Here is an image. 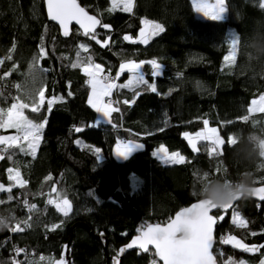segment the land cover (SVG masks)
Instances as JSON below:
<instances>
[{
  "label": "trees",
  "instance_id": "16d2710c",
  "mask_svg": "<svg viewBox=\"0 0 264 264\" xmlns=\"http://www.w3.org/2000/svg\"><path fill=\"white\" fill-rule=\"evenodd\" d=\"M77 1L102 24L110 25L96 29L101 43L77 28L65 37L48 20L43 0H0V108H8L17 96L30 103L28 94L43 87L45 105L41 112L25 109V115L37 123L47 119L34 158L18 149L12 159H8L11 152L0 153L4 155L0 159V184L5 188L13 185L8 169L17 167L27 181L24 188L12 187L11 193L0 191V200L6 201L0 205V212L13 211L17 222L28 220L31 224L24 232L13 233L10 228L0 232V264H18L14 247L24 249L18 254L19 264H44L48 258L57 261L68 241L72 242V264H111L107 258L116 255L142 225L165 223L177 210L199 200L191 192L201 172L230 180L242 173L233 159L229 137L264 131V113L248 112L251 101L264 94V72L247 55L244 45L254 28L264 31L261 0H225L227 13L219 20L196 17L191 0H134L131 13L108 11L110 0ZM144 19L164 25V31L148 44L137 41ZM125 35L137 42L124 40ZM238 36L241 44L236 63L226 67L228 42ZM105 40L106 46L102 43ZM42 43L47 55L41 58ZM81 44L88 50L81 49ZM9 55L11 59H7ZM89 56L103 66L104 75L109 69L116 74L119 64L126 60L156 59L163 63L162 77L154 81L150 66L145 65L144 70L145 78L156 83L159 94L145 85L114 89L120 111L113 112V123H97V112L87 102L88 77L80 67L71 66L78 59L86 62ZM34 58L38 64L30 70ZM127 77V72L122 73L118 85ZM136 92L140 95L135 96ZM53 97L56 99L49 112L47 100ZM134 97V103H123ZM244 116L249 119L244 121ZM204 119L225 141L217 150L219 154L209 156L204 144H198L199 151L194 152L183 136L203 128ZM76 128L81 131L76 132ZM14 131L0 129V135ZM122 138L143 146L117 159L113 149ZM160 145L182 154L185 162L162 163L153 155ZM97 147L101 149L99 159L94 152ZM249 172L253 185L264 184V160L257 161ZM65 198L72 205L67 217L55 203L48 204L49 199L59 203ZM25 200L35 209L30 211ZM234 212L247 221L246 228L233 224ZM214 215L216 264H254L263 257L264 247L259 246L264 245V202L243 198L232 210L219 209ZM52 225L60 226L53 229ZM100 232L107 237L106 247L97 238ZM253 232L257 234L251 235ZM225 236L256 245L259 250L246 252L222 244L221 237ZM153 261L159 264L153 251L133 250L123 256L121 264Z\"/></svg>",
  "mask_w": 264,
  "mask_h": 264
},
{
  "label": "snow or ice",
  "instance_id": "6c2138e0",
  "mask_svg": "<svg viewBox=\"0 0 264 264\" xmlns=\"http://www.w3.org/2000/svg\"><path fill=\"white\" fill-rule=\"evenodd\" d=\"M112 7L108 11H115L119 9L122 12L131 13L134 7V0H111ZM48 16L51 20L56 21L61 29L63 30V35L65 37L69 36L70 26L73 22L83 29L85 36H90L92 40H96L97 43L101 41L97 40L96 27L100 25L101 27L107 29L110 28L108 24H102L100 19L96 16L89 15L85 8L81 7L77 0H46ZM192 5L194 10L202 13L204 16L209 17L213 20H219L222 18V14L227 10V4L225 0H214V3H210L209 0H192ZM264 9V0H261L260 5ZM144 25L140 29V35L137 38L139 43L148 44L149 41L158 36L164 31V25L157 23L155 21H150L144 19L141 21ZM124 40L133 41L132 37L125 35ZM104 46L107 45L108 41L102 42ZM241 44L240 36L234 37L228 42V54L224 56L225 66L230 67L236 63L237 52ZM13 49H15V44H13ZM84 51L88 50V46L81 44L79 46ZM47 55L43 43L39 49V56L42 58ZM80 53L77 52V57ZM11 59V55L7 57ZM3 60H0V64ZM38 60L34 58V63L30 66V70H34ZM145 65L150 66V75L155 81V79L163 76L162 67L163 63L158 62L156 59H151L148 61L140 60L136 62L134 60H126L122 62L119 66V71L116 72L115 78L111 76V70L109 69L108 75H104V68L100 64H95L92 58L89 56L86 62H81L79 59L76 63L71 66L73 68L80 67L82 71L88 77L87 84L91 88V92L88 96V104L99 113H102L107 117L112 123L111 116L113 112H119V107H113L114 102L111 97L113 95L114 89L129 88L133 85H145L147 90L152 93H157V85L155 82L149 83L145 78ZM129 73V79L124 84L117 85L115 80L118 79L122 73ZM8 73H5L7 76ZM19 87V85H17ZM159 94V93H157ZM3 93L0 92V96ZM30 103H25L21 97L17 96L13 98V103L8 108H0V129H14L15 135H0V153L12 154L8 156V159H12L15 155L14 150H19V152L25 155H31L33 158L36 155V151L39 148L40 141L42 139V130L47 123V119L41 123H37L25 115V109H30L32 113H40L45 105V96L43 87L35 90L33 93H29ZM71 95V93H69ZM140 93L136 92L135 96H139ZM55 97L47 100L48 111L51 112L52 105L55 101ZM133 101L124 100V104L134 103ZM252 107L248 108V112L251 114L253 111H258L264 113V94L259 95L258 99H253L251 101ZM244 121L249 119L248 116L242 117ZM204 127L194 134L189 132H184L183 136L187 140L188 144L191 146L194 152H198V144H204L208 150V155L219 154L218 148L224 145L225 141L221 138L216 127H209V121L207 119L203 120ZM163 131V129H160ZM76 132H80V128L75 129ZM228 143L231 145L235 144V139L229 137ZM26 145V146H25ZM132 145L142 147L143 144L129 140L127 142L117 141L115 153L118 155L126 156L131 150ZM96 154V159H99L101 154V149L99 147L94 149ZM153 155L160 156V158L165 163L172 164H183L185 162V157L179 152L173 151L169 152L163 145L153 152ZM4 155L0 154V159H3ZM9 180L15 181V184L10 185L5 188L4 185L0 184V191H7L11 193L12 187L19 186L24 188L27 184L26 180L21 178V173L19 168H9ZM204 178H207L205 175ZM45 179H50L46 177ZM56 192L55 187L52 189ZM253 196L258 197L260 201H264V186L256 187L253 189ZM13 197L8 196V201H11ZM6 201L0 200V205L5 204ZM56 204L57 210L62 212L65 217L68 216L69 212L72 210L71 201L68 199H63L61 203H56V201L49 199L48 204ZM24 204L29 207V210L35 209V205H28V201L25 200ZM232 207V204L224 205L223 207H218L212 204L210 201L199 199L198 202L192 203L189 207L181 208L180 211L176 212L174 218H170L169 222L166 224H147L142 225L141 228L137 229L138 235L135 236L131 243L127 245L128 249L137 246L143 252L149 251V246H152L155 250V254L162 261V264H216V258L213 255V246L216 243L214 238V226L217 224V217L211 215L210 213L218 208L228 210ZM223 220L224 217H219ZM233 224L240 228L247 227V221L240 216L238 212L233 214L232 219ZM21 224L24 226L22 227ZM60 225H52L53 229L59 227ZM26 227H31L28 220L22 222H17L13 225L10 230L13 233L24 232ZM257 233L253 232L251 235L255 236ZM103 235V234H101ZM222 244H232L233 247L242 248L246 252L258 251L259 248L256 245H246L243 241L237 239L234 236H229L227 238L221 237ZM259 247H264L261 245ZM16 253L19 254L24 251V249L16 248ZM124 252L125 249H121ZM41 259H44L41 257ZM57 264H68L64 258ZM152 264H156L153 261ZM229 264H235L234 261H230ZM241 264H244L241 261ZM264 264V260L261 261Z\"/></svg>",
  "mask_w": 264,
  "mask_h": 264
},
{
  "label": "clouds",
  "instance_id": "9594fccd",
  "mask_svg": "<svg viewBox=\"0 0 264 264\" xmlns=\"http://www.w3.org/2000/svg\"><path fill=\"white\" fill-rule=\"evenodd\" d=\"M246 53L259 65L264 72V31L255 29L244 42ZM252 70V69H250ZM233 159L243 170L236 179L215 177L210 173L201 172L194 181L191 195L210 201L218 207L233 204L235 201L253 196V181L249 169L257 161L264 160V131H249L237 134L235 138ZM205 175L207 178H204ZM198 185V187L196 186ZM17 222L15 212H0V232L8 230Z\"/></svg>",
  "mask_w": 264,
  "mask_h": 264
},
{
  "label": "water",
  "instance_id": "95a60500",
  "mask_svg": "<svg viewBox=\"0 0 264 264\" xmlns=\"http://www.w3.org/2000/svg\"><path fill=\"white\" fill-rule=\"evenodd\" d=\"M43 1H44L45 12H46V16H47L48 20H49L50 22L54 23V24L59 28L60 32L63 34V30L61 29L60 25H59L56 21H53V20H51V19L49 18V16H48V11H47L46 0H43ZM77 2H78V1H77ZM79 5H80V4H79ZM80 6H81V5H80ZM81 7H82V6H81ZM83 8H84V7H83ZM85 10H86V9H85ZM88 13H89V12H88ZM89 15H92V14L89 13ZM93 16H94V15H93ZM97 19H98V18H97ZM98 27H99V25H97L96 29H97ZM72 28H77V29H79L80 31L83 32V29H81L80 26L77 25L75 22H73L72 25L70 26V32H71ZM70 32H69V33H70ZM253 186L256 188V187L264 186V184L253 185ZM247 198H252V199L257 200V201H259V202H264V201H260V200L258 199V197H255V196H251V197H247ZM240 200H242V199H240ZM240 200L235 201V202L232 204V207L229 208L228 210H224V209H222V208H218V209L213 210L210 214H211V215H214V213H215L216 211H218L219 209H222V210H224V211H230V210H232V208L235 206V204H236L237 202H239ZM196 202H198V200H196V201H194V202H192V203H196ZM192 203H190L189 205L184 206V207H189ZM184 207H182V208H184ZM180 209H181V208H180ZM180 209L177 210L176 212L180 211ZM176 212L172 215L171 218H174V217H175ZM214 216H215V215H214ZM169 220H170V219H169ZM169 220H167L165 223H160V224H162V225H163V224H166L167 222H169ZM150 224H156V223L154 222V223H150ZM214 230H215V226H214ZM101 234H103V235H101ZM138 234H139V233H138ZM138 234H137V235H138ZM137 235H134L132 238L129 239L128 242H126L125 244H123L122 246H120L119 249H118L117 254H116V255H113V256H111V257H108V258H107V261H108V262L110 261L111 264H121V262H122V258H123V256H124L127 252H130V251H133V250H137V251L143 252V251L140 250L137 246H134V247L131 248V249H128V248H127V245H128L129 243H131L132 239H133L135 236H137ZM97 238L100 239V241L102 242V244H103L104 247L107 246V241H108V240H107L106 235H105L103 232H100V233L97 235ZM214 238H215V237H214ZM71 245H72V242H71V241H68V242H66V243L63 245V258H64L65 261L68 262V264H72V258H71ZM213 247H214V246H213ZM121 249H125V251H124V252H121V251H120ZM149 250L153 251L156 260H157L160 264H162V261H161V260L159 259V257L155 254V250H154V248H153L152 246H149ZM143 253H145V252H143ZM213 255H214V254H213ZM59 261H61V259L57 260L55 264H57V262H59Z\"/></svg>",
  "mask_w": 264,
  "mask_h": 264
},
{
  "label": "rangeland",
  "instance_id": "374dc122",
  "mask_svg": "<svg viewBox=\"0 0 264 264\" xmlns=\"http://www.w3.org/2000/svg\"><path fill=\"white\" fill-rule=\"evenodd\" d=\"M110 2H111V0H110ZM191 2H192V0H191ZM209 2L210 3H214V0H209ZM112 4V3H111ZM194 8V7H193ZM195 11V10H194ZM226 13H227V10L222 14V18L221 19H223L225 16H226ZM195 15H196V17H198V18H201V19H211V18H209V17H206V16H204L202 13H199V12H197V11H195ZM142 27H144V25L142 24V26L140 27V29L142 28ZM140 29L138 30V33H137V38L139 37V35H140ZM230 32H231V34H233V35H235L236 36V33H235V31H234V29H230ZM137 41H138V39H137ZM117 85H118V82H117ZM90 92H91V88H90V90H89V94H90ZM89 96V95H88ZM250 107H252V104L250 103V105H249ZM113 107H115V106H113ZM98 113V112H97ZM209 126V125H208ZM209 127H214V126H209ZM194 134V133H193ZM135 145H132V150L126 155V156H124V155H118L117 153H115V148H116V145L114 146V149H113V153H114V156L117 158V159H124V158H126L130 153H132L137 147H134ZM161 146V145H160ZM159 146V147H160ZM159 147H157V148H155L154 149V151H156L157 149H159ZM153 151V152H154ZM171 153V152H170ZM182 155V154H181ZM155 156V155H154ZM155 157H157L162 163H165L161 158H160V156H155ZM165 164H167V163H165ZM13 184H15V181H13ZM63 201V200H62ZM61 201V202H62ZM61 202H59V203H61ZM56 205V204H55ZM235 213V212H234ZM262 260H264V255H263V257L260 259V260H258L257 262H255L254 264H261V261ZM244 262V264H250V263H247V262H245V261H243ZM56 263V261L55 260H53V259H50V258H48L47 259V261H44V264H55ZM160 264V263H159ZM238 264H241V261H239L238 262Z\"/></svg>",
  "mask_w": 264,
  "mask_h": 264
},
{
  "label": "crops",
  "instance_id": "0c3cea01",
  "mask_svg": "<svg viewBox=\"0 0 264 264\" xmlns=\"http://www.w3.org/2000/svg\"><path fill=\"white\" fill-rule=\"evenodd\" d=\"M95 64H99V63H95ZM121 64V63H120ZM120 64H119V66H120ZM118 69H119V67H118ZM129 73H128V77H127V79H126V81H128V79H129ZM125 81V82H126ZM124 82V83H125ZM259 97H257V98H255V99H258ZM250 107V106H249ZM248 107V108H249ZM256 112H258V111H253L252 113H256ZM251 113V114H252ZM111 120H112V123H113V113H112V116H111ZM96 122L97 123H110V121H109V119L107 118V117H105L102 113H97V117H96ZM16 133H15V131L13 132V133H9V134H5V136H8V135H15ZM127 141H129V140H127ZM126 141V142H127ZM132 141H135V142H138V141H136V140H132ZM140 143V142H139ZM134 147H137L135 150H137V149H140L141 147L140 146H134ZM114 154V153H113Z\"/></svg>",
  "mask_w": 264,
  "mask_h": 264
},
{
  "label": "built area",
  "instance_id": "2783aa9c",
  "mask_svg": "<svg viewBox=\"0 0 264 264\" xmlns=\"http://www.w3.org/2000/svg\"><path fill=\"white\" fill-rule=\"evenodd\" d=\"M107 75H108V74H107ZM111 76H112L113 78H115L116 74H111ZM115 82H116V84H117L118 79H116ZM111 99H112L114 102H117V101H118V100L115 98L114 95H112ZM113 106L117 107V106H118V103H113ZM120 141H121V142H126L127 140H126L125 138H122ZM226 237H227V236H225V238H226ZM16 248H17V247H14V248L12 249V252H13V256H14L15 262L19 264L21 260H20V258H19V255H18V254L16 253V251H15Z\"/></svg>",
  "mask_w": 264,
  "mask_h": 264
}]
</instances>
